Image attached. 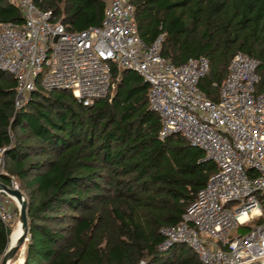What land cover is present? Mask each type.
I'll list each match as a JSON object with an SVG mask.
<instances>
[{"label":"trees","instance_id":"16d2710c","mask_svg":"<svg viewBox=\"0 0 264 264\" xmlns=\"http://www.w3.org/2000/svg\"><path fill=\"white\" fill-rule=\"evenodd\" d=\"M130 1L145 43L164 33L163 56L177 64L208 57L199 87L209 98L218 99L237 51L259 60L255 88L264 92V0ZM34 2L71 31L99 26L106 4ZM22 18L16 4L0 0V21ZM112 80L92 104L67 88L39 87L16 107L15 78L0 69V147L7 171L0 179L9 183L14 176L27 201L19 264H203L185 243L165 250L158 243L160 228L182 219L216 164L180 132L159 135L149 84L136 70L112 65ZM12 233L0 220V258Z\"/></svg>","mask_w":264,"mask_h":264},{"label":"built area","instance_id":"2783aa9c","mask_svg":"<svg viewBox=\"0 0 264 264\" xmlns=\"http://www.w3.org/2000/svg\"><path fill=\"white\" fill-rule=\"evenodd\" d=\"M8 1L23 17L0 21V69L15 78L14 105L26 103L39 87L67 88L83 104H92L113 86L112 65L136 70L149 84L159 135L180 132L204 150L203 159L216 164L182 219L160 228L158 248L182 242L203 264H264V92L255 88L259 60L235 52L219 97L212 100L199 87L208 57L199 54L174 63L161 54L163 32L145 43L130 0H106L99 26L72 31L34 0ZM3 150L0 175L7 174ZM12 177L7 184L19 188ZM11 198L0 189L5 224L17 215ZM246 223H251L246 230L235 231Z\"/></svg>","mask_w":264,"mask_h":264},{"label":"water","instance_id":"95a60500","mask_svg":"<svg viewBox=\"0 0 264 264\" xmlns=\"http://www.w3.org/2000/svg\"><path fill=\"white\" fill-rule=\"evenodd\" d=\"M0 189L16 197L17 200L19 201V204H17L18 219L21 221V226H22V232L18 238V241L15 244H11L9 241L8 246L6 247L4 253L2 254L0 258V264H8L9 261L15 255L16 251L21 247V245L23 246V242L26 238V234L28 230V218H27V210H26L27 201L21 189L9 186L7 183L3 182L1 179H0ZM21 255L23 259V250H22Z\"/></svg>","mask_w":264,"mask_h":264},{"label":"rangeland","instance_id":"374dc122","mask_svg":"<svg viewBox=\"0 0 264 264\" xmlns=\"http://www.w3.org/2000/svg\"><path fill=\"white\" fill-rule=\"evenodd\" d=\"M12 178H14L15 179V177L13 176ZM10 179H11V176H10ZM16 180V179H15ZM17 181V180H16ZM17 183H18V181H17ZM8 184H10V183H8ZM18 187H19V184H18ZM19 189H20V187H19ZM24 194V193H23ZM24 196H25V194H24ZM13 198H14V196H13ZM13 198H11V203H12V205L16 208V210H17V215H15V217L11 220V222L9 223L10 225H11V227H12V230H13V233H12V235H11V241L13 242V240H14V238H15V235H16V233H17V231H18V228H19V219H18V207H17V202H16V200L15 199H13ZM25 198H26V196H25ZM242 230H244V227H242V226H238L237 228H236V230L235 231H242ZM27 240V237L25 238V240H24V242H23V246L21 245V247L16 251V253H15V255L13 256V258H12V262H11V264H14L16 261H18L19 259H22V255H21V253H22V250H24V246H25V241ZM22 261V260H21Z\"/></svg>","mask_w":264,"mask_h":264},{"label":"bare ground","instance_id":"6f19581e","mask_svg":"<svg viewBox=\"0 0 264 264\" xmlns=\"http://www.w3.org/2000/svg\"><path fill=\"white\" fill-rule=\"evenodd\" d=\"M14 199L16 200L17 204H19V201L17 200V198L14 197ZM21 232H22V226H21V221H19V228H18V231H17V233H16V235H15V238H14L13 242L11 241V236H10V243H11V244H15V243L18 241V238H19ZM11 235H12V234H11ZM11 260H12V259H11ZM11 260L9 261L8 264H11V262H12ZM20 261H21V259H19L18 261H16L14 264H19Z\"/></svg>","mask_w":264,"mask_h":264}]
</instances>
